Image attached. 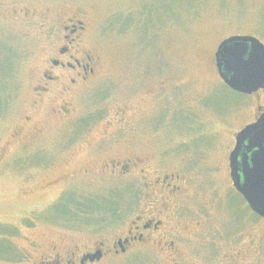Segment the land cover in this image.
I'll return each mask as SVG.
<instances>
[{
	"label": "rangeland",
	"instance_id": "rangeland-1",
	"mask_svg": "<svg viewBox=\"0 0 264 264\" xmlns=\"http://www.w3.org/2000/svg\"><path fill=\"white\" fill-rule=\"evenodd\" d=\"M76 8L88 13L95 76L39 101L52 29ZM234 36L264 44V0H0V264L111 248L147 210L151 185L169 197L167 176L185 190L154 212L164 243L95 264H264V219L229 167L264 93L233 92L214 63ZM112 162L133 164L130 174Z\"/></svg>",
	"mask_w": 264,
	"mask_h": 264
},
{
	"label": "flooded vegetation",
	"instance_id": "flooded-vegetation-1",
	"mask_svg": "<svg viewBox=\"0 0 264 264\" xmlns=\"http://www.w3.org/2000/svg\"><path fill=\"white\" fill-rule=\"evenodd\" d=\"M89 29L88 13L84 8H76L70 16H63L58 20V23L54 25V28L52 29V41H56V46L52 51L53 57L48 59L46 67L43 66L39 72L38 84L35 91L39 101L50 97L56 91L66 95L74 87L86 84L95 76L96 58L93 56V53L89 52L84 47ZM220 44L214 52V63L217 73L218 69L215 55ZM261 93H264V91H259L251 96H256ZM72 111L73 109H70L68 102H64L60 109L57 110L64 119L68 118ZM263 111L264 106L262 105H259L255 109L256 120L252 122V124L259 119ZM249 125H246L245 127ZM111 164L114 169H119L124 174H130L131 168L133 167V164H130L129 162H112ZM179 178L180 177L177 176V179L179 180L177 183L178 185L173 176H167L162 180V182L166 184V187L169 188V197L168 195H164L162 187H160V190L153 192L152 189H155L154 185L150 186L148 183L145 184L146 187L150 186V194L153 195L147 194V210L144 209L141 214L137 216L136 220L132 222V226L128 228L126 236L119 239V241L122 240V245H119L117 242L111 248H107L106 245L101 244V248L99 247L90 253L81 255L82 257L78 261H75L77 256L76 253L73 252L67 254L64 258L57 255L56 259L52 260V262H45V264H82L87 256L93 255L99 250L102 253V258L99 261H85V264H95L101 262L107 255L112 253L116 254V256L125 255L131 251L132 246L135 244L148 245L152 241H155L156 244L161 245L163 239L166 240L164 237V234L166 233L165 221L161 219V216L156 218L154 212L158 211L160 215H164V211L169 210V204H166L165 200H174L178 195L179 198L181 197V192L185 189L182 188V183ZM160 180L161 178L157 177L156 182H154L157 183L160 182ZM155 186L159 187L158 185ZM174 243L175 242H170L167 245L172 248Z\"/></svg>",
	"mask_w": 264,
	"mask_h": 264
},
{
	"label": "water",
	"instance_id": "water-1",
	"mask_svg": "<svg viewBox=\"0 0 264 264\" xmlns=\"http://www.w3.org/2000/svg\"><path fill=\"white\" fill-rule=\"evenodd\" d=\"M219 76L233 92L251 96L264 91V44L253 36H234L223 41L215 55ZM234 189L250 210L264 219V111L259 119L241 130L229 156ZM119 245H122L120 240ZM102 258L100 251L85 261Z\"/></svg>",
	"mask_w": 264,
	"mask_h": 264
},
{
	"label": "trees",
	"instance_id": "trees-1",
	"mask_svg": "<svg viewBox=\"0 0 264 264\" xmlns=\"http://www.w3.org/2000/svg\"><path fill=\"white\" fill-rule=\"evenodd\" d=\"M5 55H0L1 59H3ZM2 61V60H1ZM9 71V69H8ZM5 73H8V72H5ZM2 74V73H0ZM3 75V74H2ZM2 75H0V115L4 112V108L6 107L7 105V101H5V99L2 97V88H3V81H2ZM75 204V203H74ZM73 204V205H74ZM11 251H14V249L11 247Z\"/></svg>",
	"mask_w": 264,
	"mask_h": 264
}]
</instances>
